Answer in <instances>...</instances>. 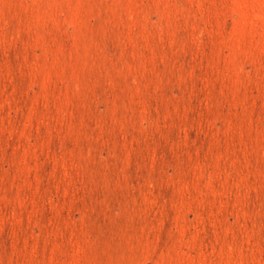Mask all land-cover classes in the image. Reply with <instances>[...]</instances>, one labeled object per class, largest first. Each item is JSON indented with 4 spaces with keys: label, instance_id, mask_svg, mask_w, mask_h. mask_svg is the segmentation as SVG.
<instances>
[{
    "label": "rangeland",
    "instance_id": "374dc122",
    "mask_svg": "<svg viewBox=\"0 0 264 264\" xmlns=\"http://www.w3.org/2000/svg\"><path fill=\"white\" fill-rule=\"evenodd\" d=\"M0 264H264V0H0Z\"/></svg>",
    "mask_w": 264,
    "mask_h": 264
}]
</instances>
